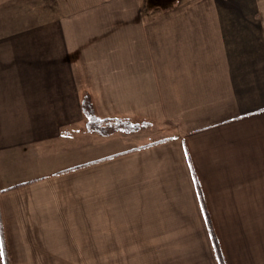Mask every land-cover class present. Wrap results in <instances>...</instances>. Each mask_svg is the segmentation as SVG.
<instances>
[{"label": "crops", "instance_id": "0c3cea01", "mask_svg": "<svg viewBox=\"0 0 264 264\" xmlns=\"http://www.w3.org/2000/svg\"><path fill=\"white\" fill-rule=\"evenodd\" d=\"M86 97L104 121L149 126L91 131ZM259 190L264 0H0V264L132 235L174 248L264 204L244 200Z\"/></svg>", "mask_w": 264, "mask_h": 264}, {"label": "rangeland", "instance_id": "374dc122", "mask_svg": "<svg viewBox=\"0 0 264 264\" xmlns=\"http://www.w3.org/2000/svg\"><path fill=\"white\" fill-rule=\"evenodd\" d=\"M260 191V190H259ZM254 193V191H252ZM256 198H245V201L260 203L264 202V191H260ZM221 209V207H214ZM242 217H225L224 214H217L209 221L211 224L210 233L184 235V240L169 243L174 248L155 249L152 241L144 243L135 242L133 238L140 235H132L130 243H116V246H136L130 249H76L64 251L66 258L52 259L65 264H180L187 263V259L259 257L264 253V204L244 205ZM214 225V226H213ZM215 229V230H214ZM217 230V232H215ZM151 235H147L149 237ZM250 243L249 247L245 246ZM253 244V246H252ZM146 246V248H144ZM253 247L255 250L251 249ZM70 253L74 257H70ZM224 253V255H223ZM223 255V256H222ZM212 263V262H211Z\"/></svg>", "mask_w": 264, "mask_h": 264}, {"label": "trees", "instance_id": "16d2710c", "mask_svg": "<svg viewBox=\"0 0 264 264\" xmlns=\"http://www.w3.org/2000/svg\"><path fill=\"white\" fill-rule=\"evenodd\" d=\"M83 110L84 114L87 118V127L89 130L94 132H99L102 134H112L117 131H138L143 128H146L148 123L144 124H137V123H130L128 121H104L100 119L95 111L93 102L89 97L84 99L83 103ZM209 222V218H207Z\"/></svg>", "mask_w": 264, "mask_h": 264}]
</instances>
